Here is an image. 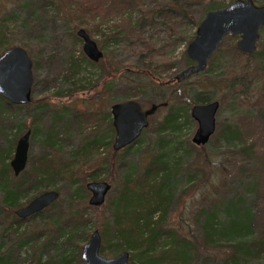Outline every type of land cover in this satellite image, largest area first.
<instances>
[{
    "label": "trees",
    "instance_id": "16d2710c",
    "mask_svg": "<svg viewBox=\"0 0 264 264\" xmlns=\"http://www.w3.org/2000/svg\"><path fill=\"white\" fill-rule=\"evenodd\" d=\"M78 1L82 2L81 0ZM235 1L237 0L232 1L230 4ZM253 1L258 6H264V0ZM115 2L119 3V13L124 14L131 7L124 0H115ZM134 2L130 1V4L134 5ZM54 4L53 0H28L20 5V9L28 15L25 20L28 22L33 14L40 10H46ZM208 4L209 6H206L199 20L192 18L194 15L192 9L195 6L203 8L202 5ZM230 4L220 5L213 2V0H197L195 3L181 4V2L175 0L174 6H161L160 9L156 8V11L152 14L169 21H173L175 18L183 25H194L195 28L199 26L207 12L227 8ZM95 9L97 14L100 13V5H95ZM88 12L89 15L93 14L91 10H88ZM74 14H77V10H74L71 16H74ZM14 15L15 13L12 16L4 17L0 21V54L12 46L9 45L10 38L6 37L4 30L9 29L8 22L13 19ZM147 19L140 16V20L135 26L132 19L125 20L122 18V24H118L115 29H128L127 32L120 30L118 34L112 35L109 40H115V43H117L120 33H124V36L125 34H133L132 28L142 29L147 23ZM33 20L37 21V19ZM84 23L79 24L85 25ZM10 30L12 29L10 28ZM262 32L264 33V28L261 29L260 33ZM224 40L226 41V39ZM74 41L81 42L76 34H74ZM189 41L192 42V40ZM127 47L130 48L129 45ZM220 47L218 52L210 59L204 74L212 75L210 66H213L214 61L218 59ZM239 55L244 58L253 57L254 60L256 59V66L253 69L257 71L256 73L264 74V50L251 55L239 52ZM67 62L68 74L66 78L70 80H76L82 74L83 63L86 64V67L87 65L94 68L100 66L104 72V78L109 82L110 80L120 79L125 73H132L131 70L118 66L110 57L103 58L98 64H95L85 57L82 52L80 55L70 57ZM190 65H193V63L187 59L186 67ZM244 66H247V62ZM150 67L148 65L142 66V73L139 74L147 78L148 83L151 85L171 89L169 98L160 103H167L168 106V110L161 118L162 121L158 126L160 132H166L167 130L177 132L179 122L183 118L192 121V118H190L192 106L215 101L208 94L210 88L218 87V90L223 88L224 91L231 92V89L237 87L234 82H229L227 86L221 80H207L204 83L199 81L197 85L191 86L187 91H182L181 87L187 83V80L178 83L175 77H172L165 82L161 81L158 79V75L151 73ZM144 71L146 74H144ZM199 76L201 77L203 74ZM78 83H82V80H79ZM132 86V89L125 90L120 97L122 101L132 100L138 97V93L140 94L148 88L145 83L137 85L133 82ZM237 100L242 101L241 98H237ZM180 103H183L186 109L179 106ZM155 104L157 103L153 105ZM34 106H37L35 109L38 110L36 114L31 116L34 126L27 128V130H31V139L35 138V134L40 132L39 128L42 127L41 125L46 117L51 118V123L45 124V137L42 139L43 151L36 156L29 154L30 158L25 171L16 176L13 169H11L10 162L13 159L12 155L19 139L18 135L23 130V125L16 121L18 118L16 114L23 112V110H27L31 114ZM66 109L58 106L54 107L39 100H32L31 104L23 106L10 105L0 95V225L3 226L0 234L5 236L4 232L11 231L13 236L6 241L0 238V264H19V253L25 248L28 252L30 249L35 250L36 248L38 252L36 259H33L29 254L31 256L29 264H80L82 263V246L91 236L90 230L94 227L101 232L103 242L101 253L104 256L113 257L122 251H129L131 253L129 264H197L200 260H202L200 264H257L258 260L264 258V237L253 235L255 213L248 204L246 205L240 200H226L228 204L224 207V221L218 224L214 223V212L222 204L216 202L219 193L216 191L215 186L214 194L211 196L207 192H202L204 203L198 213L201 218L203 217L199 223L202 232L200 234L201 241L195 235L191 236L193 227L183 216L185 210L179 223L172 221V205L178 203V184L174 178L177 176L176 173L179 174L180 163L178 164L176 160L180 149L179 147H171L169 141L131 144L119 151L114 150L113 146L108 147V151H112L113 155L102 157L96 164L97 168L90 175L92 180H101L103 174L100 172L106 170V177L104 178L106 180L110 178V181H107L111 183L113 188L102 206L96 207L89 204V198L87 199V197L90 192L86 185L81 182L70 191L67 201L58 199L37 214L26 219L20 218L15 210L26 205L22 201L23 198L28 202L34 198L28 196L31 190L40 192L41 188L50 186L55 188V181L59 178L74 185L77 183L76 180L78 179L75 176L78 174L81 165L88 164L91 160L95 161L98 156L101 157V151L104 147L98 136L86 143L85 148L87 149L82 147L84 150L78 158H68L63 153L64 145L60 141L63 140L64 136L66 137L65 133L69 127L68 124H72L71 121L77 124L76 127L79 132L90 126L93 130L98 129L101 124H106L109 130L115 132L111 114L99 111V107L95 111H89V114L78 112V114H72V116L67 115ZM239 121L238 119L227 125L225 129L226 136L224 137L230 140L239 139L237 145L239 154L248 156L251 153L255 154L254 144L250 143L249 138L243 137L244 124H240ZM14 126L17 130L13 138H10L9 132ZM147 131V128H145V131L136 142H141ZM159 139L162 140V137ZM1 142L5 146L1 147ZM206 145L201 146L205 148ZM137 149H139L138 159L130 158V155L134 154ZM206 159L209 161V165H215L207 155ZM197 164L196 161L192 162L190 168L200 169ZM249 176L248 191L250 193L255 192L257 197L264 196V164L252 170ZM194 197L195 195L186 202L187 208L189 202L192 203L197 199ZM241 198L242 196H239V199ZM92 209L98 210L96 218L91 217ZM24 224H28V228L19 232ZM214 245L215 248H220V246L229 247L230 251H227L226 254H216L212 259L206 258V255L203 256L205 252H210Z\"/></svg>",
    "mask_w": 264,
    "mask_h": 264
},
{
    "label": "rangeland",
    "instance_id": "374dc122",
    "mask_svg": "<svg viewBox=\"0 0 264 264\" xmlns=\"http://www.w3.org/2000/svg\"><path fill=\"white\" fill-rule=\"evenodd\" d=\"M26 1L28 0H0V21L4 17L12 16L15 13L13 19L8 22L9 29H5L4 34L7 38H10L9 45L25 48L30 59L34 62L32 70L35 84L32 91V100H39L54 107L67 108L66 113L69 116H72V114L76 115L78 112L89 114V111H95L97 107L100 108L99 111L111 114V106L114 102L122 101L120 97L125 90L132 89L133 82L137 85L147 84L148 88L140 94L138 93V97L133 98L140 102L143 109L150 108L154 103L160 104L166 98H169L171 89L148 83V79L139 74L142 73L141 67L151 66V73L158 75L160 77L158 79L164 82L175 77L177 73L184 70L187 66V59L189 58L187 57L186 49L190 43L189 40H193L197 32V27L194 28V25H183L175 18L173 21H169L156 15L153 16L152 12L156 11V8H161V6L172 7L175 5V0H124L127 5H131L124 14L122 12L119 13V3H116L115 0H81L82 2L78 0H53L54 5L33 14L28 22L25 21L28 15L20 9V5ZM130 1H135L134 5L130 4ZM196 1L177 0L181 4H187V2L195 3ZM232 1L234 0H213V2L220 5H227ZM95 5H100L101 7V11L98 14ZM206 6H209V4L202 5L203 8L195 6L192 9L194 11L192 18L199 20ZM74 10H77V14L71 16ZM88 10H91L93 14L89 15ZM140 16L148 18L142 29L138 30V28L131 27L133 34H125L124 36V33H120L117 43H115V40H109L112 35L118 34L122 30L120 28L115 29L118 24H122V18L125 20L132 19L136 26ZM33 19H37V21ZM81 22H85V25H80L79 23ZM79 29H84L91 35L102 49L104 58L110 57L118 66L131 70L132 73H125L120 79L110 80L109 82L104 78V72L100 66L94 68L87 65L86 67V64L83 63L82 68L84 71L82 70V74L76 80L67 79L68 59L75 57V55H80L81 52L83 53L82 41L80 43L74 41V34ZM127 30L123 29L122 31L127 32ZM260 38L261 41L258 43L257 48L259 52H262L264 50L263 32L260 33ZM225 39L226 41L220 47L218 59L214 61L213 66H210L212 75L204 74L205 72L194 74L181 87L182 91H187L191 86L197 85L199 81L204 83L207 80H221L227 86L229 82L237 84V87L231 89V92H226L223 88L218 90V87L210 88L211 90L209 89L208 91L212 99L218 101L221 107L216 116L217 130L211 136V141L206 147L197 146L192 141V136L197 129V123L193 118L190 121L182 117L183 119L179 122V130L177 132L169 130L166 132L159 131L158 126L162 121L161 118L166 114L168 106L160 108L149 119L148 131L141 142L134 144L169 141L171 147H179L180 152L177 154L178 158L176 160L178 164L180 163L179 174L175 172L177 176L174 178L178 184V203L172 205L171 219L174 223H179L185 210L183 216L193 227L191 236L195 235L200 239L202 232L199 223L203 217L201 218L198 213L204 203L202 192H207L211 196L214 194L215 186L216 191L219 193L216 202L222 204L214 212V223L218 224L224 221V207L228 204L226 200H240L242 203L248 204L252 208L253 213H255L253 235L264 237V196L257 197L255 192L250 193L248 191L250 172L264 164V74L256 73L257 71L253 69L256 66V59L254 60L253 57L244 58L239 55V52L242 53L237 50L239 39L231 36ZM128 45L130 48L127 47ZM246 62L247 66H244ZM136 72L138 73L136 74ZM144 74H146L145 71ZM200 74H203V76L200 77ZM79 80H82V83H78ZM237 98H241L242 101L240 102ZM179 106L186 109L183 103H180ZM35 108L37 106H34L31 114L27 110L16 114L18 117L16 121L23 125V130L20 134L24 133L28 127L34 126L31 116L37 113L38 110ZM238 119L240 124H244L243 137L249 138L250 143L254 144L255 154L251 153L249 156L239 154L237 148L239 139L230 140L224 137L226 136L225 129L227 125ZM100 122L103 123L102 121ZM50 123L51 118L46 117L41 125L42 127L39 128L40 132L35 134V138L31 139L30 155L36 156L43 151L42 139L45 137V124ZM71 123L68 124L69 127L65 133L66 137L64 136L63 140L60 141L64 145L62 151L68 158H78L80 153L87 149L85 148L86 143L90 142L95 136L99 137L104 148L102 151L100 150L101 157L96 156L97 159L95 161L91 160L88 164L81 165L78 174L75 176L78 179L76 180L77 183L74 185L59 178L55 181V188L50 186L40 189V192L48 189H57L60 191L58 199L65 201L68 200L70 191L77 187L79 183L83 182L86 185L92 181V176L90 175L97 168L96 164L102 157L113 155L112 151H108L107 148L113 146L116 134V131L109 130L106 124H101L95 130L91 129L90 126L79 132L76 127L77 124L72 121ZM16 130L17 128L14 126L9 132L10 138H13ZM19 135L18 138L20 137ZM161 137L162 140L159 139ZM109 143L111 144L109 145ZM3 146L5 144L1 142V147ZM138 150H135L134 154L130 155V158L138 159ZM205 154L215 165H209ZM195 161L199 164L197 166L200 169L190 168V164ZM209 169L211 170L210 172L208 171ZM105 171L102 170L100 172L103 174L101 181L106 180L104 178L106 177ZM107 180L110 181V178ZM118 181L120 180L118 179ZM40 192L31 190L28 196L36 197ZM194 195L197 199L195 201L193 199L194 202L192 203L189 202L187 208L186 202ZM239 196H242V198L239 199ZM89 197L90 194L87 199ZM22 201L26 204L28 202L25 198ZM102 210L100 211L102 212ZM97 211V209H92V218H96ZM2 228L3 226L0 225V232ZM25 228H28V224H24L19 232ZM94 229L97 228H92L90 230L91 234ZM11 233V231H6L4 232L5 236L0 234V238L4 241L9 240L13 237ZM215 245L210 252H205L203 256L206 255V258L212 259L216 254H226L227 251H230L229 247L220 246V248H215ZM29 254H31L33 259L38 257L36 248L35 250L30 249L29 252L25 248L19 253V264H29L31 257ZM200 263H202V260L197 264ZM257 264H264V258L258 260Z\"/></svg>",
    "mask_w": 264,
    "mask_h": 264
},
{
    "label": "water",
    "instance_id": "95a60500",
    "mask_svg": "<svg viewBox=\"0 0 264 264\" xmlns=\"http://www.w3.org/2000/svg\"><path fill=\"white\" fill-rule=\"evenodd\" d=\"M264 28V6H258L253 0H237L224 9H216L206 13L197 27L195 38L187 46L186 54L193 65L186 67L176 74L178 83L185 82L192 75L207 70L210 59L218 52V48L226 37L239 39L237 50L245 55L258 51L260 31ZM76 35L83 43V54L90 61L98 64L105 56L100 46L84 29H79ZM34 62L30 59L25 48L11 46L0 55V95L8 104L23 106L31 104L33 86ZM165 104H155L143 109L136 99L121 101L111 106V116L114 130L113 148L116 151L134 144L150 124V118ZM220 103L212 101L208 104L192 106L190 116L197 123V129L192 136L195 145H206L217 130V114ZM31 130L22 134L17 143L10 162L14 175L18 176L25 171L29 161ZM111 183L107 180H92L86 184L90 192L89 204L102 206L107 194L111 191ZM60 197V191L48 189L32 198L26 205L16 208L15 213L26 219L39 211L49 207ZM102 236L98 229H94L89 239L84 242L81 250L82 263L80 264H129L131 253L122 251L116 256H104L101 253Z\"/></svg>",
    "mask_w": 264,
    "mask_h": 264
},
{
    "label": "flooded vegetation",
    "instance_id": "af4514ba",
    "mask_svg": "<svg viewBox=\"0 0 264 264\" xmlns=\"http://www.w3.org/2000/svg\"><path fill=\"white\" fill-rule=\"evenodd\" d=\"M10 47H11V46H10ZM8 49H9V48H8ZM8 49H7V50H8ZM7 50H6V51H7ZM4 52H5V51H4ZM4 52H3V53H4ZM0 55H1V54H0ZM31 102H32V101H31Z\"/></svg>",
    "mask_w": 264,
    "mask_h": 264
}]
</instances>
